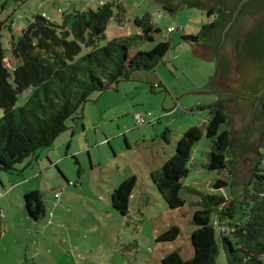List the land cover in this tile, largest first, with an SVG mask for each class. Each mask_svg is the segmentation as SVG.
I'll return each mask as SVG.
<instances>
[{"label": "rangeland", "instance_id": "374dc122", "mask_svg": "<svg viewBox=\"0 0 264 264\" xmlns=\"http://www.w3.org/2000/svg\"><path fill=\"white\" fill-rule=\"evenodd\" d=\"M107 1L111 0H0V23H5L1 43L10 73L16 63L10 53L12 40L17 41L34 15L46 13L51 23L60 24L58 8L71 12L72 3L76 9H96ZM122 5L124 22L111 21L100 46L140 33L134 18L147 14L160 33L138 50L149 51L161 41L170 42L171 48L154 70L134 72L116 87L92 94L82 114L67 123L68 127L73 120L77 124L69 148L61 143L71 138V129L61 133L52 146L17 164L14 171H0V214L6 215L1 217L0 264H161L174 250L189 259L193 256L191 222L200 209V195H221L227 201L229 193L236 201L245 195L264 135L249 158H239L236 171L232 165L230 170L215 171L205 167L212 142L204 133L191 150L189 173L182 179L183 207L170 209L155 188L150 173L173 156L177 141L189 127L203 129L209 119V111L197 107L225 102L222 97L202 96L215 77L216 65L196 54L193 43L181 39L197 34L211 18L206 11L184 7L171 14L150 0H122ZM168 27L176 30L169 34ZM87 52L83 48L81 55ZM28 97V93L21 95L16 107L23 106ZM137 114L155 119V124L136 127ZM131 175L137 181L128 214L123 216L113 209L111 194ZM217 180L231 182V186L215 189ZM28 190L42 195L45 214L39 221L25 212L20 196ZM241 208L236 205L235 220L243 219ZM171 226L179 227V237L171 243H157L156 238ZM215 264H227L221 246Z\"/></svg>", "mask_w": 264, "mask_h": 264}, {"label": "trees", "instance_id": "16d2710c", "mask_svg": "<svg viewBox=\"0 0 264 264\" xmlns=\"http://www.w3.org/2000/svg\"><path fill=\"white\" fill-rule=\"evenodd\" d=\"M121 1L111 0L99 4L96 9L62 13L60 24L51 23L42 15H34L17 41L12 40L10 53L16 63L11 73L1 43L5 23H0V171H14L17 164L37 150L50 147L68 129V121L82 114L83 106L90 101L92 94L102 93L116 83L128 80L134 72L154 70L170 50L168 41L157 43L149 51L138 50L142 43L153 42V35L160 33L147 14L133 21L140 33L113 38L100 46L109 23L114 21L121 25L124 22L125 9ZM150 1L171 14L178 8L201 7L199 0ZM240 1L216 0L214 6L206 9L211 22L203 25L197 34L181 39L191 43L203 39L216 42L217 39L214 41L212 37L218 38L225 30L231 29L253 0L245 3L233 19ZM263 24L264 21L250 43L253 51L255 46L263 45ZM236 45L240 47L239 42ZM83 48L88 52L81 55ZM132 50H136L133 55ZM254 54L261 63L264 62V49ZM259 88L262 90L263 84ZM259 88L252 94H257ZM27 93L29 97L24 105L16 107L19 97ZM197 109L209 111L204 128L189 127L177 141L173 156L150 173L152 183L172 210L185 204L179 195L182 179L189 173L187 164L191 150L204 133L212 142L206 169L230 170L233 162L235 138L225 102L218 100ZM258 111L264 119V96L259 100ZM257 155L258 160L241 201L232 199L230 193L228 201L221 195H200L197 203L200 209L194 212L191 222L194 226L190 234L193 256L183 259L174 250L161 259V264H215L219 246L227 264H264V142ZM136 181L134 175L125 178L111 194L113 209L123 216L128 214ZM230 186L231 182L223 180L214 183L215 189ZM23 200L28 217L33 221L41 220L45 214L42 195L38 191H29ZM237 204L242 206L243 219L235 220ZM1 223L0 216V239ZM220 227L224 230H218ZM180 233L179 227L171 226L156 241L171 243Z\"/></svg>", "mask_w": 264, "mask_h": 264}, {"label": "flooded vegetation", "instance_id": "af4514ba", "mask_svg": "<svg viewBox=\"0 0 264 264\" xmlns=\"http://www.w3.org/2000/svg\"><path fill=\"white\" fill-rule=\"evenodd\" d=\"M199 1L202 2V0ZM211 1L216 3V0ZM262 21H264V0H253L238 16L231 29L225 30L218 38L212 37L214 41L217 39L216 42L212 43L210 41L209 45H206L203 43V39L193 43L195 53L205 60L213 61L217 68L216 76L226 81V84L233 80L230 77L231 69L234 68L239 74L238 79L241 89H233L226 86V88L217 89L218 91L252 94L261 84L264 85V62L261 63L258 55L254 54L255 51L264 49V37H262V46H255V51L250 48V43L254 40L253 35L259 33L258 29ZM237 42L240 43L239 48H237ZM231 98L230 96L223 98L225 99L226 108L230 107ZM248 101H251L250 111L252 118L255 115L258 116L259 102L256 103V100Z\"/></svg>", "mask_w": 264, "mask_h": 264}, {"label": "water", "instance_id": "95a60500", "mask_svg": "<svg viewBox=\"0 0 264 264\" xmlns=\"http://www.w3.org/2000/svg\"><path fill=\"white\" fill-rule=\"evenodd\" d=\"M249 0H241L233 14V19L237 16V13L241 7ZM215 3L211 0H202L200 8H194L196 10L206 11V9L214 6ZM186 8V7H184ZM230 23L228 24V26ZM216 74L211 84L206 87L202 92V96L222 97L230 96L231 103L228 108V115L231 125L232 134L235 138L234 143V157L232 168L236 171L238 161L240 157L249 158L252 154V147L263 137L264 135V122L261 117L255 115L251 116V101L256 100V103L264 96V85L262 90L257 94L238 93L230 91H221L217 89L226 88V86L233 89H241L239 84V74L233 69L230 70V77L233 78L226 84V81L220 79ZM117 83L115 84V87Z\"/></svg>", "mask_w": 264, "mask_h": 264}, {"label": "crops", "instance_id": "0c3cea01", "mask_svg": "<svg viewBox=\"0 0 264 264\" xmlns=\"http://www.w3.org/2000/svg\"><path fill=\"white\" fill-rule=\"evenodd\" d=\"M107 2H110V1H107ZM107 2H105V3H107ZM122 2V1H121ZM76 3H77V1H76ZM70 4V3H69ZM71 6H72V11H74V10H82V9H76L75 8V5L74 4H72L71 3ZM79 6H83V4H82V2H79ZM89 5L88 4H85V7L87 8ZM80 7V8H81ZM58 12H60V14H62V13H69L68 11H64V9H62V8H58ZM43 14H45L48 18H49V16H48V14H46V13H42V15ZM136 18H139V17H136ZM135 19V18H134ZM168 28H170V27H168ZM195 52V51H194ZM151 90L153 89L152 87L150 88ZM73 127L72 126H70V127H68V129H71V138L70 139H65V140H62V145H68V148L70 147V145H71V143H72V141H73V139L75 138L74 136V128H76L77 127V124L74 122V120H73ZM108 139H105L103 142H106ZM52 146V145H51ZM58 146V145H57ZM51 164H53V163H51ZM29 191H36V190H28L27 192H29ZM27 192H25V193H27ZM25 193H23V195L22 196H20L21 198H23V196H24V194ZM22 202H23V199H22ZM23 206H24V202H23ZM25 209V208H24ZM26 212V211H25ZM2 215H3V219H5L6 218V215H5V212H2Z\"/></svg>", "mask_w": 264, "mask_h": 264}, {"label": "built area", "instance_id": "2783aa9c", "mask_svg": "<svg viewBox=\"0 0 264 264\" xmlns=\"http://www.w3.org/2000/svg\"><path fill=\"white\" fill-rule=\"evenodd\" d=\"M100 4H102V3H100ZM42 16H43L44 18H46L47 20L49 19L45 14H43ZM175 30H176V29H175L174 27H170V28L167 29V32H168L169 34H171V33H173ZM155 87H157V85H155ZM134 122H135V126L137 127V126H139V125L146 124V123H149V124H155V119L146 120V119L144 118V116L137 114V115L134 117ZM56 196H57V195H55V197H56ZM1 217H3L2 214H1ZM218 230L223 231L224 228L220 227V228H218Z\"/></svg>", "mask_w": 264, "mask_h": 264}]
</instances>
